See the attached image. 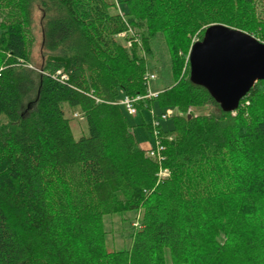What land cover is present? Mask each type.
I'll return each mask as SVG.
<instances>
[{
	"label": "trees",
	"instance_id": "obj_1",
	"mask_svg": "<svg viewBox=\"0 0 264 264\" xmlns=\"http://www.w3.org/2000/svg\"><path fill=\"white\" fill-rule=\"evenodd\" d=\"M53 1L36 69L33 0H0V264H167L166 249L172 264H264V80L226 112L189 63L204 37L195 34L214 24L264 42V9L124 0L123 13L110 0ZM150 73L160 93L139 114L177 110L160 129L167 177L116 103L147 94ZM76 110L89 129L79 139ZM127 211L142 212V225L129 249H109L104 217Z\"/></svg>",
	"mask_w": 264,
	"mask_h": 264
},
{
	"label": "water",
	"instance_id": "obj_2",
	"mask_svg": "<svg viewBox=\"0 0 264 264\" xmlns=\"http://www.w3.org/2000/svg\"><path fill=\"white\" fill-rule=\"evenodd\" d=\"M190 78L206 87L226 112H234L252 87L264 80V42L223 24L207 28L189 54Z\"/></svg>",
	"mask_w": 264,
	"mask_h": 264
},
{
	"label": "rangeland",
	"instance_id": "obj_3",
	"mask_svg": "<svg viewBox=\"0 0 264 264\" xmlns=\"http://www.w3.org/2000/svg\"><path fill=\"white\" fill-rule=\"evenodd\" d=\"M116 5L117 12L127 11L128 6L124 0H110ZM255 4L258 9H264V0H255ZM31 20L30 25L26 29V37L31 51V64L29 67L41 69L44 59L48 55V51L43 45V27L44 23L48 18L58 12V6L54 4L53 0H33L31 4ZM208 28V27H207ZM206 28V29H207ZM206 31V30H205ZM204 32H197L195 35H205ZM251 34V33H250ZM125 35H128L125 34ZM253 35V34H252ZM255 36V35H254ZM127 37V36H125ZM125 37H118L120 42H124ZM198 38V37H195ZM194 38V39H195ZM136 41V40H135ZM129 44L132 45L134 41L128 40ZM160 53V52H159ZM164 56V61H169L165 46L161 43V53ZM158 74V73H157ZM158 81H153V89H158ZM159 90V89H158ZM176 110V108H173ZM167 108H163L159 103H155L154 111L157 115ZM71 119V126L73 134L76 139L89 134L87 122L81 116L79 110L68 113ZM77 114V115H76ZM128 120L133 127L135 134L139 140L140 145L145 149H151L152 146H156V139L152 133V129L149 124L152 122V114L146 110L145 114H138L137 116H128ZM163 127L172 129L174 127V120L169 119L162 122ZM140 223V224H139ZM139 224V225H137ZM142 225V212L140 211H127L120 214L106 215L104 217V227L108 231L107 234V245L109 249H129L132 245V234L134 227H141ZM166 263L172 264V258L169 249H166Z\"/></svg>",
	"mask_w": 264,
	"mask_h": 264
},
{
	"label": "built area",
	"instance_id": "obj_4",
	"mask_svg": "<svg viewBox=\"0 0 264 264\" xmlns=\"http://www.w3.org/2000/svg\"><path fill=\"white\" fill-rule=\"evenodd\" d=\"M131 31V30H130ZM127 32L121 33L119 36L125 37L127 35ZM157 80V76L155 74H149L148 75V87H147V94L145 95H137V96H130L127 94H123L116 103L121 104L129 116H137L139 114V108L137 104L146 99H153L158 97L160 91L158 89H153L152 82ZM152 114L153 120L150 123V127L152 129V133L155 136L156 139V146H152L151 149H149V155L153 157L160 166L163 162V151H164V145L161 142L160 139V129L162 128V122L167 121L170 118L174 117L176 115L177 110L173 109L172 107L167 108V110H163L160 115H157L154 111V107L148 109ZM169 175V171L167 169H164L161 166L160 169V176L161 177H167ZM140 224V223H139ZM137 224V225H139Z\"/></svg>",
	"mask_w": 264,
	"mask_h": 264
}]
</instances>
